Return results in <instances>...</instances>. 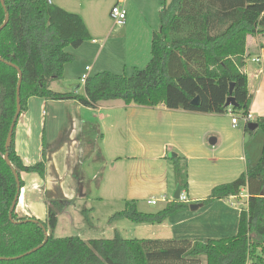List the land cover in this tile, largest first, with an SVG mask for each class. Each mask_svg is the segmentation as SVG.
<instances>
[{
	"label": "trees",
	"instance_id": "obj_1",
	"mask_svg": "<svg viewBox=\"0 0 264 264\" xmlns=\"http://www.w3.org/2000/svg\"><path fill=\"white\" fill-rule=\"evenodd\" d=\"M159 13L160 26L151 36L150 60L128 76L99 72L88 77L84 95L55 92L49 86L63 79L64 66L91 36L75 13L48 0H4L9 19L0 30V264H264V140L258 162L236 180L215 186L201 203L204 207L228 201L247 190V208L239 215L235 236L222 239H123L82 240L55 238L58 215L72 201L46 202V222L34 217L19 218L10 208L18 192L14 169L23 187L21 173L45 176L46 145L42 138V160L24 165L14 148V132L8 149L11 168L5 163L4 144L16 112V88L20 82V115L28 99L76 101L95 109L100 102L119 100L124 105L221 115L227 113L226 99L233 84L237 106L231 113L243 118L249 113L251 95L242 72L249 36L264 41V0H166ZM5 12L0 4V26ZM199 98L197 106L192 105ZM264 133V116L254 120ZM247 126V125H246ZM244 132L249 136L255 130ZM15 130V129H14ZM174 186L187 189L186 160L170 159ZM171 200L156 213L140 212L134 201L113 214L110 220H128L137 225L161 224L187 209ZM34 221H37L34 222ZM45 229L48 239L45 240ZM37 251L27 254L34 248Z\"/></svg>",
	"mask_w": 264,
	"mask_h": 264
},
{
	"label": "crops",
	"instance_id": "obj_2",
	"mask_svg": "<svg viewBox=\"0 0 264 264\" xmlns=\"http://www.w3.org/2000/svg\"><path fill=\"white\" fill-rule=\"evenodd\" d=\"M48 1L54 4L52 0ZM127 3V0H121L120 5L126 9ZM59 7L68 11L62 5ZM68 12L77 14L85 22L84 13L71 10ZM87 17L93 20L90 14ZM140 17L147 22V15L140 10L129 20L127 14L124 29L132 27ZM158 24L147 25L145 30V42L150 43V46L152 33L159 29ZM85 26L91 42L87 41L78 49L69 52L74 60L68 63L70 65L64 66L63 79L50 84L52 91L84 95V85L80 84V78L83 74H87V77L94 75L89 73L95 63L93 44H96L91 31ZM141 42L140 38L135 41L138 46ZM89 55L93 56L92 65L88 63L91 58ZM256 59L259 62H255ZM244 62L242 72L247 77V88L251 95L249 114L252 117L251 122H254L256 118L264 116V41L258 36L247 37ZM85 67L90 68L88 73H85ZM227 109V113L215 115L170 110L164 105L153 108L126 106L119 100L103 101L97 108L91 109L72 100L48 101L33 97L28 99L25 111L17 120L15 131L19 123L26 135H31L34 127L42 129L39 161L42 160L44 136L47 150L43 178L45 191L61 192L62 198L54 200L73 202L72 192L76 188L73 187L71 179L78 157L74 151V147L79 146L78 132L85 122L90 121L88 118L96 120L101 143L104 146L109 142L107 151L104 147L101 151L105 171L102 172L98 187L100 201L112 204L118 202L121 207L106 213L108 225L105 229L102 228L100 238H107L106 234L112 231L113 236H121L117 226L119 224L116 225V222L122 220L111 221L110 217L121 211L126 202L134 201L140 212L156 213L172 200L176 186L170 181V159L173 157L169 155L173 154L174 157L186 160L187 189L181 193L186 196L187 202L184 203L188 208L171 215L161 224L132 223L131 228L121 229L130 231L131 234L136 231L145 232L158 240L222 239L236 235L240 212L247 208V190L242 189L236 198L220 200L193 212L189 210V205L202 204L215 186L230 183L253 167L260 159L264 140V133L260 130L262 134H259V129L249 136L244 132L241 121L233 125L229 112L231 109ZM15 131V152L23 164L28 166L30 163L18 151ZM51 142L58 146L48 149ZM20 177L23 179L22 175ZM149 200H155L154 205L162 203L161 209L151 212L148 206L154 205L148 204ZM19 201L20 199L15 208L17 217H33L18 207Z\"/></svg>",
	"mask_w": 264,
	"mask_h": 264
},
{
	"label": "rangeland",
	"instance_id": "obj_3",
	"mask_svg": "<svg viewBox=\"0 0 264 264\" xmlns=\"http://www.w3.org/2000/svg\"><path fill=\"white\" fill-rule=\"evenodd\" d=\"M52 1L57 6H64L68 11L84 13V23L91 31L93 39L96 40V44H93V48H95L93 55L95 63L93 64V70L89 74L111 72L115 74L125 73L130 76L136 69H143L149 62L150 43L145 42V30H147V25L153 26L155 23L158 24L159 13L163 6L162 0H127L126 11L128 20L129 18H133L135 12L137 13L138 10L147 15V22L140 17L127 30L124 29V26L114 27V22L109 16L110 9L117 0ZM168 2L169 0H166V3ZM89 14L93 16V20L87 17ZM138 38L142 41L140 46L135 43ZM137 47H139V50H137ZM74 50L72 48L67 49L68 52H73ZM86 55L87 53H85ZM93 56L88 61L90 65H92L91 60ZM29 102H32V100ZM88 119L90 121L85 122L78 132L77 143L79 146L74 147L76 156H78L73 166V179H71V183H74L73 187L76 188L72 192V199L74 200L71 205L66 207L63 213L58 215L57 225L53 232L55 238L79 237L82 240L99 239L102 228L105 229L108 225L105 217L106 213L121 208L118 202L112 204L106 201L101 203L100 201L98 187L105 171L101 151L102 147L107 151L109 142L103 146L96 120L93 118ZM258 132L262 134L260 129ZM41 136L42 129L39 127H34L32 134L26 135L21 130L20 123L15 131V137L18 141V151L30 165L40 160L39 148L41 146ZM57 146L58 144L51 142L48 149ZM20 175H22L24 184L19 191L20 198L18 199L20 201L18 207L27 215L31 214L37 220L46 222V202L61 199V192H46L44 180L35 173H21ZM170 181L173 183L171 179ZM80 191L84 196H80ZM161 206L162 203H158L157 205L148 207L151 209V212H156L161 209ZM116 225L123 239H153L152 235L145 232L136 231L131 234L130 231L122 230L121 228L123 227L126 229L133 226L128 220L116 222ZM112 233L106 234L107 239L113 237ZM201 264H206L204 256L201 257Z\"/></svg>",
	"mask_w": 264,
	"mask_h": 264
},
{
	"label": "water",
	"instance_id": "obj_4",
	"mask_svg": "<svg viewBox=\"0 0 264 264\" xmlns=\"http://www.w3.org/2000/svg\"><path fill=\"white\" fill-rule=\"evenodd\" d=\"M0 4L5 12V20H4V23L2 24V26H0V30L6 25L8 19H9V16H8V13L6 11V8H5V4H4V0H0ZM11 65L13 68H15L18 72V76H19V81H18V84H17V88H16V112H15V115H14V118L12 120V123L9 127V130H8V133H7V136H6V140H5V144H4V148H5V151L6 153L4 154L3 156V159L5 161V163L11 168V165H10V162H9V157H8V149L10 147V144L12 142V137H13V132H14V129H15V126H16V123H17V120L20 116V110H21V105H20V82H21V72L19 71L18 68H16L14 65L12 64H9ZM232 91H233V84L230 85L229 87V97L226 99V102H225V108H228V107H231V108H234L237 106L234 98L231 96L232 95ZM192 105L193 106H197L199 104V98L196 97L192 100ZM247 129L252 131V130H255L257 128V125L253 122H250L247 124ZM175 155L173 154H170L169 157H174ZM12 170V174L16 180V183H17V187H18V192H17V195L15 196L14 198V201L12 202V205H11V208H10V214H9V219L12 221V212L15 210L16 208V205H17V202H18V198H19V191H20V185H19V176L17 174V172L14 170V169H11ZM181 188L177 185L175 188H174V191L172 193V200H179L180 198V194H181ZM261 195H264V193H261ZM80 196H83L81 191H80ZM203 205L202 204H191L189 205V210L190 211H196L197 209L201 208ZM37 223V221H34ZM44 230V234H45V240H44V243L46 242V240L48 239V232ZM39 247L37 248H34L33 250H31L30 252H28L27 254H30L32 252H35L37 251ZM0 259H3V258H0Z\"/></svg>",
	"mask_w": 264,
	"mask_h": 264
},
{
	"label": "built area",
	"instance_id": "obj_5",
	"mask_svg": "<svg viewBox=\"0 0 264 264\" xmlns=\"http://www.w3.org/2000/svg\"><path fill=\"white\" fill-rule=\"evenodd\" d=\"M121 0H117V2L112 5L110 12H109V16L111 18V20L114 22V26L115 27H122L125 25L126 22V17H127V12L126 9L120 5ZM94 42V41H93ZM255 62H259L258 59L255 60ZM85 71L89 72L90 68L89 67H85ZM87 74H83L80 78V83L81 84H85V80L87 79ZM231 108V107H229ZM230 112V116H231V122L233 125H237L239 123V121L242 122V124L244 126H246L249 122H251V115L248 113L245 117L243 118H238L237 116H235L234 114ZM178 201L181 202H187L186 196L184 195V193L180 194V198ZM156 203L155 200H149L148 204L154 205Z\"/></svg>",
	"mask_w": 264,
	"mask_h": 264
}]
</instances>
